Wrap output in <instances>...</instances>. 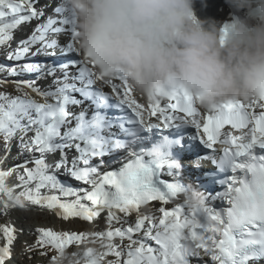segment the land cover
Returning <instances> with one entry per match:
<instances>
[{
    "label": "snow or ice",
    "instance_id": "snow-or-ice-1",
    "mask_svg": "<svg viewBox=\"0 0 264 264\" xmlns=\"http://www.w3.org/2000/svg\"><path fill=\"white\" fill-rule=\"evenodd\" d=\"M50 7L52 0H0V47L11 49L20 26L37 22L15 49L4 53V60L11 63L0 61V73L29 77L0 80V85L14 83L20 93H0V165L13 146L18 149L15 159L23 157L0 169V210L24 209L21 200H27L65 222L103 217L108 230L77 233L41 226L32 229L37 240L25 241L24 250L32 253L34 261L43 257L56 264L57 256L49 254V246L62 256L69 245L90 236L106 251L88 248L86 259L76 264H105L106 256L115 257L106 264H259L264 260V98L223 104L207 115L206 122L186 90L163 104L160 99L147 101L146 107L132 95L124 77L105 82L92 65L78 58L74 18L61 4L52 14ZM61 35L68 37L63 44ZM39 80L50 83L42 88ZM105 86L111 92H105ZM113 109L121 115L110 116ZM152 117L158 122H152ZM225 125L231 129L222 132ZM162 129L180 134H165ZM232 129L247 131L234 135ZM180 130L192 132L209 151L206 159L231 175L220 180L222 191L203 192L205 213L192 212L190 219L181 220L182 207L174 211L161 207L160 219L141 206L153 201L167 204L190 188L180 182L181 165L172 153L182 136ZM157 133L159 142L145 147ZM118 151L126 153L123 160L116 157ZM188 166L195 168L191 161ZM13 173L23 188L14 199L5 186ZM61 173L83 186L61 181ZM164 175L173 181L162 179ZM31 184L34 190L28 187ZM42 189L58 195L42 196ZM23 231L15 224L0 225V264L11 258L14 241ZM115 237L118 243L113 242Z\"/></svg>",
    "mask_w": 264,
    "mask_h": 264
},
{
    "label": "clouds",
    "instance_id": "clouds-1",
    "mask_svg": "<svg viewBox=\"0 0 264 264\" xmlns=\"http://www.w3.org/2000/svg\"><path fill=\"white\" fill-rule=\"evenodd\" d=\"M227 3L243 15L226 23L201 18L196 0L61 5L74 18L77 51L105 82L122 76L147 101L186 90L198 110L214 112L226 103L264 98V0ZM183 196L192 212H206L202 191L191 186ZM56 264H76V258L64 252Z\"/></svg>",
    "mask_w": 264,
    "mask_h": 264
},
{
    "label": "bare ground",
    "instance_id": "bare-ground-1",
    "mask_svg": "<svg viewBox=\"0 0 264 264\" xmlns=\"http://www.w3.org/2000/svg\"><path fill=\"white\" fill-rule=\"evenodd\" d=\"M196 10H197V13L199 16H201L202 18H211V19H214V20H217V21H220L222 23H226L228 22L229 20H231L234 15H243L242 12L238 13L236 11V9H234L233 7H231L228 3H227V0H224V1H220V0H196ZM31 26L29 25H26L24 26L25 29H29ZM70 27V26H69ZM80 55V54H79ZM81 56V55H80ZM81 59H83V57L81 56ZM0 61H3L4 63L8 64V61L7 60H4L2 58V56L0 55ZM7 73H0V78H3L4 80L6 81H10L11 79L10 78H15V80H18V79H28L29 77H12V76H6ZM6 76V78H5ZM115 82H118V81H115ZM37 84L41 87V85H43V81H37ZM110 89L111 88H108V86H105L103 88V90L105 92H110ZM35 96V94H33ZM132 95L134 96V93H132ZM135 97V96H134ZM37 99H40L39 97H36ZM202 114H209V112H203L201 111ZM159 115V114H158ZM152 122H158L156 120V117H152ZM192 133V132H191ZM189 134L190 137H192V134ZM197 142L199 143V141L197 140ZM15 146L12 147V150H11V154L10 156L8 157V159L5 161V163L3 165H0V169H7L9 168L10 166L18 163L20 160H23V157H19V159H15L17 157V153H18V149L15 150L14 148ZM177 147H181L180 145L178 146H175V148ZM2 151V150H0ZM126 153L123 152L122 155H125ZM120 159H122L121 157V154L119 155ZM186 160V157L184 159V161ZM113 167H117V165H113ZM17 174L16 173H13L11 176L7 177L6 180H5V186L7 189L11 190L12 191V194H13V199L16 197V196H19V193L21 191H23V188L22 187H19V181H16V176ZM15 176V177H14ZM59 179L61 181H67L68 183H70L73 187H82L83 185H81L79 182L75 181V180H71L65 173H61L59 175ZM180 179V182L186 186H189L187 183H186V180L184 179L183 175H180L179 177ZM12 181V182H11ZM16 187L18 188V190H16ZM30 188H33L34 190V184H31L30 186H28ZM199 189L200 191L202 192H206L204 188H197ZM41 195L42 196H49V195H58V193L56 192H51L49 191L48 189H42L41 190ZM4 200L7 199V196L5 195V198H3ZM23 199V198H21ZM71 199H74V198H71ZM25 204V203H24ZM29 204V202L27 203ZM31 207V213H29L27 210L25 209H20V208H13L12 212H13V215L15 214L17 217H18V220L17 218L14 217V221L11 222L10 220H7L6 217L8 216V214H2V210H0V225H4V224H15V226L17 227V229H23L24 231L27 230L26 229V225L24 224L26 221L25 218H27L29 215L31 216V218H34L36 220V222H41L43 220V218L46 216L44 213L42 212H37V210L35 209H38V210H41L40 208H38L37 206L35 205H32L30 203L29 205ZM142 209H149L152 213H154L156 216H158L159 214V211H158V208H154V207H151V206H141ZM165 209H167V211H174L175 208H173V206L171 205H167L165 206ZM4 215V216H3ZM20 216V218H19ZM13 217V216H12ZM51 217V216H50ZM58 218L57 219H54L55 222L57 224H59L60 222H64L62 219H60L59 217H56ZM73 219V218H72ZM72 219H70V221H68L67 223L68 224H71L72 223ZM104 218L101 217V218H97V220L94 221L93 224L95 225H99L98 223L102 224V220ZM105 220V219H104ZM181 220H183V217H181ZM79 223H82V224H87V223H90V222H84L80 219L77 218V220ZM15 222V223H14ZM18 222V223H17ZM116 225V224H115ZM118 227H120L119 224H117ZM128 225H124V227H126ZM35 227H31V229H33ZM104 231V228H101L100 226L96 227V230L97 231ZM138 235V234H133L134 238L135 236ZM15 244H13L12 246V249H16L17 251L15 252V254L18 252V249H19V246L16 245V241H14ZM151 243V242H150ZM74 246V244H72ZM151 245L153 247H156V245L153 243H151ZM65 252H68L69 253V250H66ZM79 254V253H78ZM79 256H81L82 258H85L84 257V253L83 251L80 252ZM122 259H124L122 257ZM209 259V258H208Z\"/></svg>",
    "mask_w": 264,
    "mask_h": 264
},
{
    "label": "rangeland",
    "instance_id": "rangeland-1",
    "mask_svg": "<svg viewBox=\"0 0 264 264\" xmlns=\"http://www.w3.org/2000/svg\"><path fill=\"white\" fill-rule=\"evenodd\" d=\"M201 17V16H200ZM202 18V17H201ZM4 55V53H3ZM78 58L81 59V56L79 54H77ZM91 67V65H89ZM8 77V75H6ZM5 76V78H6ZM10 81H15V78H10ZM0 80H4L3 78H0ZM6 81V80H5ZM110 88V87H108ZM11 93L13 95H19L20 93L16 90V86L14 83H4L2 85H0V93ZM111 92V89H110ZM134 93V92H133ZM135 98L138 100L139 103L144 104L147 107V100L144 99L143 97L137 95L136 93H134ZM3 148V141L2 139H0V150H2ZM15 150L17 149L16 147H14ZM17 176V175H16ZM15 177V176H14ZM16 181H18V178L16 177ZM12 182V181H11ZM25 203V210H27L29 213H31V207L29 206L28 201L24 200ZM151 207L154 208H161L163 207V205H158V204H152ZM12 209H9V211L5 214H8V216L6 217L7 220H10L11 222H13L14 217L17 218L18 220V215L16 216L15 214L13 215ZM37 210V212H42L44 213L46 216L43 218V220L41 222H36V220L34 218H31V216L29 215L27 218H25L24 221H26L24 224L26 225V229L25 231H23L22 234L19 235L18 239L16 240V245L19 246L18 252L15 254V252L17 251L15 248L12 249V256L9 260L6 261V264H53V261L50 260H46V258H41L38 262L34 261L32 258V253L25 251L24 249L27 248V244H25V241H27L28 243H35V241L37 240V236L36 234L33 233L31 227H52L53 230L56 231H63V230H71V231H76L77 233L83 231V232H95L96 227L100 226L101 228H104V231L108 230V224L106 223V221L103 219L102 220V224L98 223L99 225H95L93 224L94 221L87 223V224H82L79 223L78 221H76L77 219H73L71 224H68L67 222H60L59 224H57L55 222L53 217V213L50 211H46V210ZM3 212V211H2ZM4 214V212L2 213ZM4 216V215H3ZM13 216V217H12ZM51 216V218L49 219V217ZM158 218L162 219L163 218V213L159 212V215L157 216ZM20 218V216H19ZM15 223V222H14ZM18 223V222H17ZM114 227H118L117 224L114 225ZM127 227V226H126ZM103 231V229H102ZM136 234V233H134ZM113 242H119V237H115L113 238ZM104 243L107 244L108 241L104 240ZM125 243H127V240L125 238ZM15 244V242H14ZM74 246L71 244L69 245L66 250H69V253H76L77 255H75L76 261H80V260H84L86 258H82L81 256H79L80 252L83 251V253L86 252V250L88 248H93L94 250H99V251H106V249L101 247V244L99 242L97 243H92L91 242V237L89 236L88 239H86L83 242L80 243H73ZM48 252L51 256L56 257L58 256L60 253L57 249L52 248L51 246L48 247ZM79 253V254H78ZM110 259H115V257L112 256H106L104 258V262L106 264V262Z\"/></svg>",
    "mask_w": 264,
    "mask_h": 264
},
{
    "label": "water",
    "instance_id": "water-1",
    "mask_svg": "<svg viewBox=\"0 0 264 264\" xmlns=\"http://www.w3.org/2000/svg\"><path fill=\"white\" fill-rule=\"evenodd\" d=\"M220 1H224V0H220ZM3 198H5V196H3ZM53 217L56 218L57 216H56V215H53ZM50 218H51V217H49V219H50ZM73 219H77V218H73ZM73 219H72V220H73Z\"/></svg>",
    "mask_w": 264,
    "mask_h": 264
}]
</instances>
